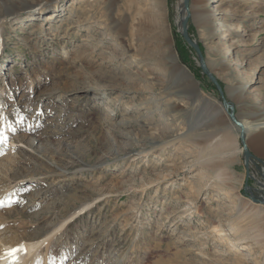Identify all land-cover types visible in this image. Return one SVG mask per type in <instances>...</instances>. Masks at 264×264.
<instances>
[{"label": "rangeland", "instance_id": "1", "mask_svg": "<svg viewBox=\"0 0 264 264\" xmlns=\"http://www.w3.org/2000/svg\"><path fill=\"white\" fill-rule=\"evenodd\" d=\"M230 112L264 116V0H0V239L51 231L39 264H264V132L247 165Z\"/></svg>", "mask_w": 264, "mask_h": 264}, {"label": "bare ground", "instance_id": "2", "mask_svg": "<svg viewBox=\"0 0 264 264\" xmlns=\"http://www.w3.org/2000/svg\"><path fill=\"white\" fill-rule=\"evenodd\" d=\"M54 3V2H52ZM52 3H46L47 4H52ZM42 4V3H40ZM58 6L55 7V9H57ZM60 8H58L59 10ZM59 14H48L46 16L45 19L47 20H52L55 19ZM197 17L199 18L198 20L201 21L203 24H205L207 27H211V13H197ZM182 74L186 75L184 76L185 78L189 79V75L187 74V70L185 73V71H180ZM182 84V83H181ZM181 84L179 83H175L173 86L170 85V87H168V91L169 93H175V94H184L189 96L190 98H194V96L199 97V90L197 89V83H189L190 87V91L189 88L187 87V85H185V89L181 88ZM188 88V89H187ZM243 90V88L241 89ZM181 97V96H180ZM181 105L179 104L177 99H172L171 102H169V107L175 111L178 106ZM226 105V104H225ZM168 106V105H167ZM229 107L231 108V104L229 105ZM225 108H228L227 105L222 107V110L220 112H225L226 110ZM187 109V108H186ZM262 114V113H261ZM263 115V114H262ZM262 115H258V114H249L248 117H242V118H235L236 121H231V126L236 130L237 132V136L240 137V139H242V143H243V149L245 152V148L247 147L246 145H248V138L252 135L255 134L256 132L261 133L264 132V116ZM227 116H229V114L227 113ZM231 140H233L231 138V136L228 134L225 136L224 139H222L218 144L211 146V149L216 151L218 148L219 152H217V157H225V154L227 152V150L225 149H229V146L231 148V145L233 146V150H235L237 146H234L235 143L233 142L231 143ZM171 139H168L164 142V144L170 143ZM246 146V147H245ZM230 152V150H229ZM235 151H232L231 154H233ZM65 154L67 156H74L75 153L71 150H65ZM229 155L226 154V156ZM248 190L251 191L252 188L251 186L248 187ZM249 197L251 198V193L247 192ZM252 199V198H251ZM254 201V200H253ZM260 201L261 203H264V197H262V199H257V201L254 202H258ZM214 231L216 232L217 238L216 241L218 242H227V239L225 237H223L221 235V231L219 228L214 227L213 228ZM51 231L48 232L42 239L32 242V241H26V242H22L21 244L18 245H14V244H7L5 243L2 239H0V264H11L10 259L5 258L4 257V253L6 252V250L11 249V248H15L17 246L20 245H24L27 248V253H20V264H39V260L42 256V252H43V248L42 247H48L49 242H51L52 238H51Z\"/></svg>", "mask_w": 264, "mask_h": 264}, {"label": "snow or ice", "instance_id": "3", "mask_svg": "<svg viewBox=\"0 0 264 264\" xmlns=\"http://www.w3.org/2000/svg\"><path fill=\"white\" fill-rule=\"evenodd\" d=\"M43 113L40 112L38 113V115H42ZM24 117H20V121L23 122L24 121ZM13 132L16 131L15 128L12 129ZM8 140V136L6 134H4V132L0 131V144H4L6 143ZM2 154V153H0ZM20 201H16V203H19ZM12 202L9 201L7 206L11 207ZM5 205L3 203H0V207H4ZM27 253V248L24 245H20L17 246L15 248H11L6 250V252L4 253V257L10 259L11 264H20V253Z\"/></svg>", "mask_w": 264, "mask_h": 264}, {"label": "water", "instance_id": "4", "mask_svg": "<svg viewBox=\"0 0 264 264\" xmlns=\"http://www.w3.org/2000/svg\"><path fill=\"white\" fill-rule=\"evenodd\" d=\"M185 4H186V6L188 5V0H185ZM183 36L185 37V39H186L190 44H192V45L197 49V51H198V53H199V56H200V58H201V61H202V67H203V69H204L205 71H207V72H210V71L207 69L206 65H205V59L203 58V55H202V53H201V51H200L198 45L195 44V43L191 40V38L189 37L188 27H187V18L184 19V21H183ZM210 73H211V72H210ZM211 78L215 81V78L213 77V75H211ZM225 104L227 105V107L229 106V104L227 103V101L225 102ZM231 108H232V107H231ZM230 116L232 117V119H233L234 121H236L235 116H234V113L230 112ZM245 147H246V146H245ZM245 156H246V162H247V165H248V161H249L250 157L252 156V154H251V152L247 149V147L245 148ZM250 186H251V185H250V184L248 183V181H247V183H246V188H245L246 192H249L248 187H250ZM252 193H253V192H252ZM252 193L250 194V195H251V198H252L254 201H257L258 198L255 197Z\"/></svg>", "mask_w": 264, "mask_h": 264}]
</instances>
